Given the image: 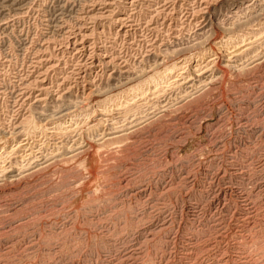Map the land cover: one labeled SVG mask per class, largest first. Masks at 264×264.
<instances>
[{"label":"rangeland","instance_id":"1","mask_svg":"<svg viewBox=\"0 0 264 264\" xmlns=\"http://www.w3.org/2000/svg\"><path fill=\"white\" fill-rule=\"evenodd\" d=\"M0 264H264V0H0Z\"/></svg>","mask_w":264,"mask_h":264}]
</instances>
